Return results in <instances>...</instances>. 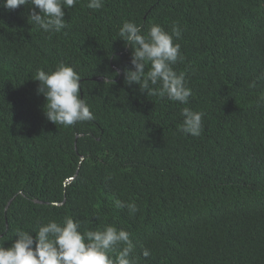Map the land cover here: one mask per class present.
I'll return each mask as SVG.
<instances>
[{"label": "trees", "instance_id": "1", "mask_svg": "<svg viewBox=\"0 0 264 264\" xmlns=\"http://www.w3.org/2000/svg\"><path fill=\"white\" fill-rule=\"evenodd\" d=\"M87 3L64 10L61 32L45 33L30 2L6 10L0 0V243L71 216L81 231H128L137 264H264V0ZM125 21L145 33L179 24L174 68L192 89L187 105L125 85ZM59 63L81 75L94 120L46 119L35 74ZM184 107L204 113L199 137L177 131Z\"/></svg>", "mask_w": 264, "mask_h": 264}, {"label": "clouds", "instance_id": "2", "mask_svg": "<svg viewBox=\"0 0 264 264\" xmlns=\"http://www.w3.org/2000/svg\"><path fill=\"white\" fill-rule=\"evenodd\" d=\"M29 2L32 23L45 33H59L67 27L64 10L73 8L77 0H3L2 6L16 10ZM103 5L104 0H88L86 6L99 10ZM118 36L125 47L132 49L131 68L123 70L126 86L135 84L147 96L182 105L189 103L192 89L187 86L184 74L174 68L183 60L181 45L176 42L182 37L178 23L173 24L170 32L153 23L145 33L141 25L125 21ZM34 81L39 82L37 93L46 100L43 111L48 121L70 127L95 119L90 106L81 98L82 78L74 67L59 63L49 72L37 69ZM105 84H112V80L106 78ZM258 103L264 104V95L258 98ZM181 115L183 122L177 131L199 137L204 113L184 107ZM115 206L128 209L130 215L138 211L134 202L116 200ZM81 224L80 220L65 216L62 221L52 219L41 224L35 234L18 230L11 246L5 248L0 243V264H137L133 255L135 246L128 231L110 224L81 231ZM0 240H3L2 235ZM114 251L117 252L115 257L111 255ZM142 255L147 258L150 251L144 249Z\"/></svg>", "mask_w": 264, "mask_h": 264}, {"label": "water", "instance_id": "3", "mask_svg": "<svg viewBox=\"0 0 264 264\" xmlns=\"http://www.w3.org/2000/svg\"><path fill=\"white\" fill-rule=\"evenodd\" d=\"M94 80H95V81H98V82H101V81L104 80V78L96 77V78H94Z\"/></svg>", "mask_w": 264, "mask_h": 264}]
</instances>
